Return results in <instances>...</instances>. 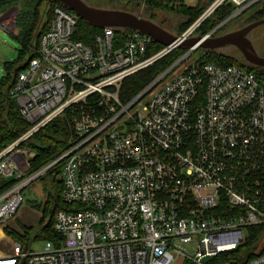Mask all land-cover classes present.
I'll use <instances>...</instances> for the list:
<instances>
[{"label":"built area","instance_id":"built-area-1","mask_svg":"<svg viewBox=\"0 0 264 264\" xmlns=\"http://www.w3.org/2000/svg\"><path fill=\"white\" fill-rule=\"evenodd\" d=\"M261 1L214 0L181 37L225 3L234 6V19ZM3 17L0 27L15 34V16ZM79 19L54 4L16 75L11 95L30 127L0 152V177L19 179L0 195V226L22 204L23 188L58 163L63 201L77 207L55 214L59 245L46 241L35 253L16 242L15 258L24 264H174L180 258L235 264L224 256L243 248L248 228L264 227V89L256 74L236 64H185L192 50L124 100V81L177 45L149 55L151 37L134 31L116 42L107 27L91 46L75 37ZM68 112V149L26 176L36 153L18 148ZM245 264H264V237Z\"/></svg>","mask_w":264,"mask_h":264},{"label":"trees","instance_id":"trees-1","mask_svg":"<svg viewBox=\"0 0 264 264\" xmlns=\"http://www.w3.org/2000/svg\"><path fill=\"white\" fill-rule=\"evenodd\" d=\"M118 1H121L124 5L123 7L127 10L129 9V11L139 6L141 2H144V17L157 22L162 27L161 20L164 21L166 19L170 21L177 19V23L174 26L176 31L173 32L176 35H181L187 30L208 7V3L203 4L201 0L195 7L186 5L184 0ZM56 3L58 2L50 1L47 4V0H0V15L5 16L6 11L13 6H17L15 8L19 9L16 17L17 32L13 36L21 43L17 60L5 64L6 75L0 80V152L15 142L30 127L29 123L20 115L11 94L15 87L16 75L25 68L26 62L31 56V50L36 46L35 43L38 41L37 38L41 32L39 29L42 27V17L45 13L49 14L50 18L51 9ZM234 9L232 4H223L199 25L194 32L200 35L207 34L229 17ZM238 18L240 16L236 17V19ZM262 18H264V0L259 2L258 9L247 19L246 23ZM101 32L102 28L94 27L84 20L79 19L75 37L85 44L95 46L96 37ZM132 32L134 30L131 29L125 31L115 30V41L122 42ZM163 47V45L153 42L150 45V50L153 49L152 51H156ZM186 51L187 49L177 47L149 67L127 78L123 83L121 91L122 98L129 100L139 94ZM197 61L200 64L212 62L221 66L236 64L246 67L256 74L259 83L264 89V69L253 67L238 56L226 52L204 51ZM70 118L71 114L68 112L65 116L54 119L21 144L22 146L29 147L36 153V156L30 161L26 176L32 175L46 167L68 149L72 133L69 123ZM61 166L62 163L55 164L39 177V179H45L44 190L46 191L47 198L43 203H36L35 201L32 203V206L42 213L38 225H23L20 232L4 227L5 233L16 242L24 245L29 240L43 239L51 241L57 246L63 240L62 236L55 232L53 228L55 214L58 210H72L76 209L77 206L66 204L63 201V181L60 176ZM17 182H19V179L14 176L0 177V195L12 188ZM263 237L264 227L248 228L247 242L243 248L229 252L224 256L223 260L234 259L235 264H245L249 252L263 240Z\"/></svg>","mask_w":264,"mask_h":264},{"label":"water","instance_id":"water-1","mask_svg":"<svg viewBox=\"0 0 264 264\" xmlns=\"http://www.w3.org/2000/svg\"><path fill=\"white\" fill-rule=\"evenodd\" d=\"M50 1L62 4L80 19L94 27L102 29L108 27L120 31L131 29L151 37L153 42L164 47L177 45L179 48L187 49V52L197 48H201L203 51L215 52L237 50L240 58L247 64L264 69V55L259 53L258 48L250 38L252 31L264 24V18L214 35L221 26L233 18V14H231L205 35L191 34L187 37H181V35L174 34L157 22L129 10L99 7L88 3L86 0H47V4ZM15 105L18 108L16 101ZM21 264H24V262Z\"/></svg>","mask_w":264,"mask_h":264},{"label":"rangeland","instance_id":"rangeland-1","mask_svg":"<svg viewBox=\"0 0 264 264\" xmlns=\"http://www.w3.org/2000/svg\"><path fill=\"white\" fill-rule=\"evenodd\" d=\"M86 1L92 5L99 6V7L126 9L123 7L124 5L121 3V1H118V0H86ZM213 1L214 0H201V2L203 4L208 3V6ZM185 2L187 4H196L198 2V0H185ZM258 5H259V3L252 5L245 12H243L239 15L240 18H238V19L234 18V20H230L229 22H227L226 24L221 26L215 33L220 32L222 30L234 29V28H238V27H242V26L246 25L247 19L258 9ZM15 7H17V6H13L12 8L9 9L10 11L9 10L6 11L7 13L2 19L12 21V20H14L13 16H15L14 18L16 20L19 9L18 8L16 9ZM130 11L136 12L137 14H139L141 16H144V14H145V12L143 11V5L142 4H140L139 6H136L134 9H130ZM48 20H49V14L44 13V15L42 17V27L39 29L41 32L47 26ZM176 20L177 19H172L169 21V20L165 19L164 21L161 20L160 22L162 23L164 28H166L172 32H175L176 29L174 28V26L177 23ZM194 23H195V21L191 24V26ZM41 32H40V34H41ZM194 34L197 35V32L196 33L194 32ZM38 38H39V36H38ZM38 38H37V40H38ZM250 38L252 39L254 45L261 52V54H264V24L260 25L256 29H254L252 31V33L250 34ZM36 44H37V42L35 43V45ZM20 49H21L20 41L17 38H15L12 33L8 32V31H6L0 27V80L2 78H4L6 75L5 64L17 60V58L19 56ZM152 50L153 49H151L149 51V55H153V54L157 53L158 51H160L161 49L156 50V51H152ZM203 52L204 51L201 48H197L196 50H194L190 54V57L185 61V64L191 63L192 61H197L202 56ZM225 52L229 53L231 55L240 57L239 52L237 50H228ZM183 55H180L179 58H181ZM178 59H176L174 61V63ZM18 149L19 150H24V149L31 150L29 147L22 146V145H20V147ZM17 161L19 163H22L24 161V157L19 155L17 157ZM44 183H45V179L37 178L36 180L31 182L29 185H27L25 188H23V190H22L23 202L21 204V209L19 210L18 214L16 215V216L19 215V219L21 221H26L29 223L33 221L32 224H35L34 219H36L40 215L41 212L38 211L37 209L33 208L29 203L31 201H35L36 203H38V202L43 203V201H45V199L47 198V194L44 192ZM24 217H26V218H24ZM45 243H46V240H43V239L34 240L33 239V240L27 241L24 245L23 244L22 245L24 248L27 247L29 252L38 253V252H41L44 250ZM0 250L3 252H6V254H9L10 256H12L11 259L15 261L12 264H21L23 262V260L21 258H15L14 245L12 246V243H10L9 240H6V239L0 240ZM174 264H188V263L183 258H180Z\"/></svg>","mask_w":264,"mask_h":264},{"label":"crops","instance_id":"crops-1","mask_svg":"<svg viewBox=\"0 0 264 264\" xmlns=\"http://www.w3.org/2000/svg\"><path fill=\"white\" fill-rule=\"evenodd\" d=\"M184 2H185V0H184ZM199 2H200V0H198V2L196 3V4H187L186 2H185V4L186 5H188V6H191V7H195V6H197L198 4H199ZM6 177H8V176H6ZM44 192L46 193V191L44 190ZM46 200V199H45ZM34 201H31L29 204L32 206V203H33ZM44 202V201H43ZM33 207V206H32ZM34 208V207H33ZM21 209V205H20V207L18 208V210L16 211V214L13 216V217H11L8 221H7V223L5 224V225H1L0 226V240H9V242L10 243H12V246L14 245V243H16V241L15 240H13L10 236H8L6 233H5V231H4V227H8V228H11V229H14L15 231H21V227L24 225V226H36V225H38V223H39V220H40V218H41V216H42V213H40V215L36 218V219H34V221H35V224H32L33 223V221L32 222H26V221H21L20 219H19V215L18 216H16L17 214H18V212H19V210ZM36 209V208H35ZM38 210V209H37ZM38 211H40V210H38ZM41 212V211H40ZM24 218H26V217H24ZM29 223V224H28ZM11 257L12 256H10L9 254H6V252H3V251H1L0 250V264H12V262H11Z\"/></svg>","mask_w":264,"mask_h":264},{"label":"flooded vegetation","instance_id":"flooded-vegetation-1","mask_svg":"<svg viewBox=\"0 0 264 264\" xmlns=\"http://www.w3.org/2000/svg\"><path fill=\"white\" fill-rule=\"evenodd\" d=\"M247 24H248V23H247ZM227 30H230V29H227ZM227 30H222V31H220V32L214 33V35H218V34H220L221 32H224V31H227ZM259 53L261 54L260 51H259ZM261 55H264V54H261Z\"/></svg>","mask_w":264,"mask_h":264}]
</instances>
